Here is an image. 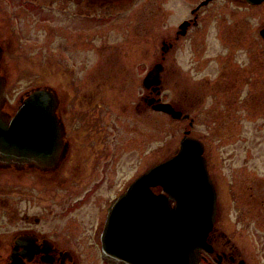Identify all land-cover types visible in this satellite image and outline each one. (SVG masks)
Here are the masks:
<instances>
[{
    "label": "flooded vegetation",
    "instance_id": "obj_1",
    "mask_svg": "<svg viewBox=\"0 0 264 264\" xmlns=\"http://www.w3.org/2000/svg\"><path fill=\"white\" fill-rule=\"evenodd\" d=\"M137 1H0L5 5L1 13L16 17L13 21L11 17L6 19L5 13L0 15L1 73L6 91L11 64L17 57L12 53L27 52L31 38L26 37L31 36L35 42L31 47L36 48L33 59L37 56L47 65V86L58 96L57 114L64 127L54 166L0 162V264H114L104 254L103 233L113 203L149 170L146 167L134 173L136 163L148 165V134L142 127L148 125L150 107L154 109L159 101L170 102L180 114L176 119L187 122L184 135L188 132L192 136L202 124L196 113L201 93L181 96L174 102L165 97L164 72L172 53L187 42L194 45L196 38H205L216 24L221 30V22L229 16L225 5L232 3L238 10L264 5V0H167L174 6L176 13L171 15L177 22L172 36L162 41L154 63L164 66L162 81L159 86H150L145 82L149 67L135 66L126 52L119 59L108 41L113 30L131 31L134 22L141 31L146 30L147 18L139 19L132 11ZM263 28L264 24L259 33L264 40ZM42 29L46 32L44 40L39 36ZM91 31L94 60L86 61V37ZM227 80L225 84L232 89H243L245 84L238 78ZM224 96L227 113L223 115L222 172L213 171L211 158L206 155L211 146L192 136L204 144L216 193L215 222L207 238L209 249L201 250L199 264H259L264 245V146L260 148L262 143L255 142L260 149L246 147L244 96L237 93L235 98L233 92ZM152 98L157 101L151 105ZM213 107L211 102L205 118L210 131L214 130ZM5 108L10 116L17 112L8 98ZM129 116L138 121L141 117V128L135 126L131 132L124 129ZM153 192L165 193L162 186L153 187ZM152 207L151 214L146 211L150 205L138 210L144 211L140 215L146 221L144 234L154 237L159 234L157 225L165 221L161 213L165 206ZM128 209V221L133 223L139 216L133 214L134 206Z\"/></svg>",
    "mask_w": 264,
    "mask_h": 264
},
{
    "label": "rangeland",
    "instance_id": "obj_2",
    "mask_svg": "<svg viewBox=\"0 0 264 264\" xmlns=\"http://www.w3.org/2000/svg\"><path fill=\"white\" fill-rule=\"evenodd\" d=\"M4 6L3 2H0V9ZM1 11L0 15L5 13L6 19L11 17L15 21L16 17ZM132 11L140 16L139 19L147 18L146 30L141 31L134 22L135 28L131 31L120 28L113 30L112 34L108 35V41L112 42L119 59L122 53L126 52L124 54H129L126 55L127 59L135 66L144 69L148 66L151 70L155 65L156 56L160 54L162 41L172 36L176 27V18L171 15L174 6L167 0H139L133 5ZM224 11L229 16L221 22V30L215 23L216 26L209 29L205 38H196L194 45L187 42L182 45L180 51L172 53L171 61L166 64L163 80L165 97L171 102L195 92L202 94V99L198 101L199 105L196 108L202 124L199 131L191 135L200 138L205 145L211 146L209 151L207 149L206 155L208 153L210 156L215 173L222 172L220 161L223 156L221 146L224 142L223 115L227 113L225 109L227 97L224 94L233 92L236 98L237 93H240L245 98L244 114L247 121L245 137L249 142H246V147L259 146L254 144L255 142L262 143L260 148L264 146V40L259 33L264 24V5L246 6L243 10H238L234 4L229 3L225 5ZM45 35L46 32L42 29L39 33L41 40L46 38ZM26 38H31L27 42L28 51L19 55L17 52L12 53L13 57H17L16 63L14 61V64H11L6 92L14 108L18 106L20 96L28 90L36 86H47L49 82L47 65L41 64L39 59H36L37 56L35 60L33 59V55L36 54L34 53L36 48L31 47L35 43L33 38L31 36ZM92 38L93 31L86 37L84 58L86 61L94 60V45L90 41ZM55 55H59L57 43H55ZM10 56L11 54L8 55ZM196 60L198 63L195 64ZM230 78H238L240 82L243 80L245 83L243 89H232V85H226L227 79ZM211 102L214 106V130L210 131L205 125V118ZM5 110L8 111L6 108ZM186 123L150 107L148 125L142 127L148 134V165L145 162L136 163L134 173L137 171L141 173L146 167L151 168L173 156L184 136ZM122 125L119 124V130L122 129ZM135 126L141 128V117L138 121L135 117L129 116L125 121L124 129L126 127V130L131 132ZM262 152L264 150L261 151V155ZM140 160L143 159L140 157ZM259 264H264V245H262Z\"/></svg>",
    "mask_w": 264,
    "mask_h": 264
},
{
    "label": "water",
    "instance_id": "obj_3",
    "mask_svg": "<svg viewBox=\"0 0 264 264\" xmlns=\"http://www.w3.org/2000/svg\"><path fill=\"white\" fill-rule=\"evenodd\" d=\"M260 3L263 0H250ZM264 38V28L261 30ZM3 52L0 47V162L33 163L50 167L63 144L64 127L57 114L58 96L49 86L28 90L19 101L15 115L5 111L6 81L1 73ZM164 66L157 63L146 77L147 85L159 86ZM157 89V87H155ZM151 104L157 101L152 98ZM156 110L177 118L171 103L159 101ZM154 186H162L156 195ZM175 201V206L172 202ZM162 205L165 223L157 225L159 234L145 233L142 209ZM129 206L139 216L129 223ZM216 215V193L207 169L204 144L186 135L177 152L138 177L113 203L103 233L104 254L114 264H199L201 249L208 248L207 238ZM150 227V226H149Z\"/></svg>",
    "mask_w": 264,
    "mask_h": 264
}]
</instances>
